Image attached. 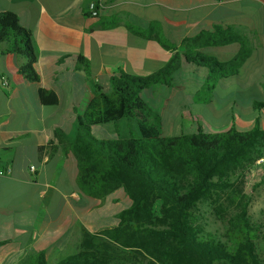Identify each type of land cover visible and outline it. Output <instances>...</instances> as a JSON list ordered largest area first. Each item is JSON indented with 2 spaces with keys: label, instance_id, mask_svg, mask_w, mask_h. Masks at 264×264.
I'll list each match as a JSON object with an SVG mask.
<instances>
[{
  "label": "crops",
  "instance_id": "1",
  "mask_svg": "<svg viewBox=\"0 0 264 264\" xmlns=\"http://www.w3.org/2000/svg\"><path fill=\"white\" fill-rule=\"evenodd\" d=\"M91 2L97 5L96 15L89 9ZM132 9L143 14L131 19ZM3 10L15 12L17 23L30 32L39 80L28 81L18 72L24 57L0 50V167L11 170L0 175V264H25L38 253L53 264L81 249L86 235L107 240L102 231L118 224L128 196L121 188L102 197L80 192L73 147L84 108L98 88L111 92V75L133 74L132 66L133 75L147 76L174 55L170 82L151 85L143 96L159 126L166 111L162 97L190 100L192 108L172 112L166 131H161L192 133L200 125L196 116L210 111L193 103L197 91L207 90L205 68L187 61L184 53L229 60L239 42L216 41L225 36L221 30L230 28L231 35L251 45L249 59L255 51L264 54V0H0ZM256 70L244 72L242 80L217 81L207 90L206 101L212 102L211 93L220 86L264 91V69ZM41 88L54 91L57 103L42 104ZM223 100L217 104L226 111L225 119L203 128L253 124L258 115L253 104L252 114H239L236 122L228 107L244 106L236 98ZM115 126L108 122L91 132L99 139L124 136ZM173 129L179 132L173 134Z\"/></svg>",
  "mask_w": 264,
  "mask_h": 264
},
{
  "label": "trees",
  "instance_id": "2",
  "mask_svg": "<svg viewBox=\"0 0 264 264\" xmlns=\"http://www.w3.org/2000/svg\"><path fill=\"white\" fill-rule=\"evenodd\" d=\"M230 32V28L221 30L225 36L216 41L239 42V50L227 61L199 52L184 53L187 61L205 68L204 88L208 91L217 81L242 80L243 69L252 70L244 68L251 45ZM0 50L24 57L18 72L28 81L39 80L30 32L17 23L16 13L10 10L0 11ZM174 61L173 55L147 76L124 71L111 75V92L98 88L84 108L73 142L77 187L83 194L98 197L121 188L130 201L119 212L118 224L102 231L107 240H89L86 235L81 249L53 264H264L257 251L262 225L253 221L247 204L238 201L247 166L262 156L260 113L250 126L231 123L225 129L210 130L198 125L192 133H163L158 122L148 121L152 111L143 91L156 83L168 84L171 70L176 68ZM39 99L42 104H55L58 96L41 88ZM257 104L262 106V102ZM130 121L136 135L130 133ZM108 122L118 132L123 129L124 136L99 139L92 134V127ZM206 211L224 223L222 233L205 229L201 219ZM25 264L48 263L38 253Z\"/></svg>",
  "mask_w": 264,
  "mask_h": 264
},
{
  "label": "rangeland",
  "instance_id": "3",
  "mask_svg": "<svg viewBox=\"0 0 264 264\" xmlns=\"http://www.w3.org/2000/svg\"><path fill=\"white\" fill-rule=\"evenodd\" d=\"M143 14L141 13L139 9H135L131 11L130 18L131 19H138L139 15ZM152 17H155L152 13H150ZM246 67H249L254 71V73H257V69H261V71L264 69V54L262 52H253V58H250L247 60V62L244 65ZM128 70V69H127ZM129 72L135 74V69L131 66L129 68ZM245 72V70L243 69ZM246 73H248L246 71ZM264 75V74H263ZM216 85V84H215ZM198 99L193 100V103L196 105H202V108L207 112L210 111V114H204L196 116V120L199 122V124L203 127H209L210 124H212V121H222L226 117V111H224L222 108H218L220 104H217L218 102H223L224 98L226 96L230 98H236L237 102H240L241 105H243V110L239 107H228L227 113L229 114V110L231 109L233 117V121H236L237 115L241 114H252L251 111V105L253 104L255 113H260L261 116H264V91L261 89H247L246 87L242 88L241 90H226L224 86H220L215 92H212L213 94L210 98L212 99V102L206 101V98H208V92L206 90H199L197 91ZM161 98V97H160ZM164 97H162L161 103L165 102L166 105V111L162 115L161 119V130L166 131L168 119L170 118L172 112L179 111L183 112L187 108H192V106L189 104V101L187 98L178 95L174 98H171L168 100ZM257 102H262L263 107L260 108ZM213 105V106H212ZM229 106V105H228ZM215 108V110H214ZM155 115L152 113L148 117V121L151 123H155L156 118ZM133 121H130L128 123V127L130 130L131 135H136L137 130L135 128V125L132 124ZM120 127L124 125L123 122H121ZM181 129V128H178ZM178 129H173V134H176ZM182 130V129H181ZM185 132H189L186 130H182ZM262 155H264V147L262 151ZM260 156H257L253 162H251L247 166V173L243 177V181L240 184V193L238 194V201L239 203H246L248 212L251 215L253 221L256 223H260L262 225V237L257 241V251L258 254L262 259H264V165H261L257 163V159ZM157 207L158 203L155 204L154 211L157 213ZM202 223H205V229L211 232H216L217 234H220L224 230V223L217 219L214 214H212L209 211H206L204 213L203 218L201 219ZM215 234V233H213ZM216 235V234H215ZM214 235V236H215ZM213 236V237H214ZM216 237V236H215ZM213 264H226L223 262H214Z\"/></svg>",
  "mask_w": 264,
  "mask_h": 264
},
{
  "label": "built area",
  "instance_id": "4",
  "mask_svg": "<svg viewBox=\"0 0 264 264\" xmlns=\"http://www.w3.org/2000/svg\"><path fill=\"white\" fill-rule=\"evenodd\" d=\"M97 5L95 2H91L90 5H89V9L91 10V13L92 15H96L97 13ZM257 163L261 164V165H264V155L258 157L257 159ZM34 165H31L30 166V170H34ZM10 168L9 167H0V175H6L8 173H10Z\"/></svg>",
  "mask_w": 264,
  "mask_h": 264
}]
</instances>
